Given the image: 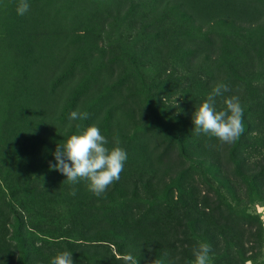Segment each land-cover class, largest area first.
Listing matches in <instances>:
<instances>
[{
  "label": "trees",
  "instance_id": "16d2710c",
  "mask_svg": "<svg viewBox=\"0 0 264 264\" xmlns=\"http://www.w3.org/2000/svg\"><path fill=\"white\" fill-rule=\"evenodd\" d=\"M19 3L0 0V264L65 250L74 264H194L201 243L209 264L254 260L263 229L228 198L264 202V0H27L24 15ZM218 83L230 91L217 110L231 96L244 109L235 143L192 129ZM93 123L127 153L100 196L49 167Z\"/></svg>",
  "mask_w": 264,
  "mask_h": 264
},
{
  "label": "clouds",
  "instance_id": "9594fccd",
  "mask_svg": "<svg viewBox=\"0 0 264 264\" xmlns=\"http://www.w3.org/2000/svg\"><path fill=\"white\" fill-rule=\"evenodd\" d=\"M27 0H20L17 13L24 15L29 10ZM230 91L227 84L218 83L212 88L192 114V129L196 135L204 133L217 138L222 143H235L244 133L243 120L244 109L238 96L227 97L223 100L224 109L217 110L216 98ZM88 114L73 111L71 120H85ZM77 131L68 136L62 143L57 145L53 156L55 163L49 167L62 173L66 181L75 185L78 181H86L87 188L94 195L100 196L114 182L120 179V174L127 160L126 151L120 146L119 139L115 140L114 146L108 147L109 141L101 133L95 124L85 126L81 130L79 124ZM64 180V181H65ZM42 187L43 182H42ZM73 188L70 195L75 196ZM211 245L201 243L193 249L194 264H209ZM123 264H138L137 259L127 253L121 257ZM51 264H74L70 251H60L51 260ZM150 264H163L160 259H154Z\"/></svg>",
  "mask_w": 264,
  "mask_h": 264
},
{
  "label": "rangeland",
  "instance_id": "374dc122",
  "mask_svg": "<svg viewBox=\"0 0 264 264\" xmlns=\"http://www.w3.org/2000/svg\"><path fill=\"white\" fill-rule=\"evenodd\" d=\"M98 43V41H96ZM67 61L65 58L64 61V67L66 65ZM162 138V132L159 128H156L155 133L151 134V142L157 141ZM9 202L7 204L13 206V208L17 209V206L13 203V201H9L7 198L5 202ZM228 201L235 206V210L240 214V215H251V216H256L257 222L260 223L262 229H263V237H264V202L259 201L257 199H248V197L242 198V201L238 202H233L230 198H228ZM227 201V203H228ZM29 218V216H28ZM31 218V217H30ZM56 222H59V220H56ZM67 222H65L63 225H66ZM246 264H264V241L262 243V248L259 251L257 257L254 260H250L246 262Z\"/></svg>",
  "mask_w": 264,
  "mask_h": 264
}]
</instances>
